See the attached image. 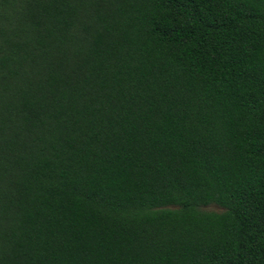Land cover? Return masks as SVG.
Instances as JSON below:
<instances>
[{"label": "trees", "instance_id": "trees-1", "mask_svg": "<svg viewBox=\"0 0 264 264\" xmlns=\"http://www.w3.org/2000/svg\"><path fill=\"white\" fill-rule=\"evenodd\" d=\"M0 264H264V0H0Z\"/></svg>", "mask_w": 264, "mask_h": 264}]
</instances>
